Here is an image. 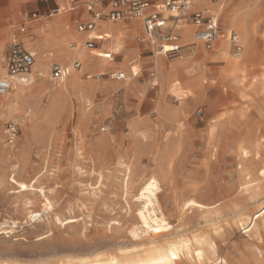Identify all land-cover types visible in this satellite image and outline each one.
Listing matches in <instances>:
<instances>
[{
	"label": "rangeland",
	"instance_id": "374dc122",
	"mask_svg": "<svg viewBox=\"0 0 264 264\" xmlns=\"http://www.w3.org/2000/svg\"><path fill=\"white\" fill-rule=\"evenodd\" d=\"M235 1L230 0L225 4L219 19L221 35L219 34L218 48L222 42H227L230 28L239 35L240 42L245 46L244 52L231 55L236 52H233L232 48L231 54L228 53L226 57H208L212 63L210 67L201 65L180 72L182 76H186L187 82L188 74L193 75L194 79L200 76L203 79H197L200 83H190L186 89L190 91V96L183 101L173 95L167 97L163 89L158 91L156 86H160V81L158 76L152 80L151 70L145 78L151 80V85L154 86L146 95L147 100L140 99L133 109L127 110L122 102L113 105L110 100L113 96L110 95L98 96L96 100L82 96L77 101L74 98L77 92L75 77L70 76L71 68L70 74L62 84L57 85L52 72L46 74L42 81L33 80L27 94L20 100L17 115L6 117L5 111L0 108V264H79L112 258L126 263L159 249H166L174 243L190 241L192 244L196 237L217 242L219 251L216 257L222 259L231 247L227 246L234 240L244 237L249 240L254 237L243 235L238 224L239 214H243L241 218L249 219L258 208L256 203L248 198L252 187L247 183L246 177L264 165V141L261 139L264 138V122L261 125L257 120H249L252 116L239 118L235 115L234 107L238 106L240 101L264 106V91L258 87L257 90L248 91L247 97L244 98L238 94V90L227 84L218 72L230 58H237L236 56L245 55L247 52V45L238 26L222 23L225 9L228 7V11H232ZM63 14H56L54 17ZM257 15L259 16H256L254 21L256 33L264 36V13ZM49 22V19L44 20L45 29ZM15 24L19 26L22 22ZM223 24L227 27L225 35L222 34ZM181 32L186 33L184 30ZM29 41L31 42L26 38L27 44ZM260 49H264L263 42ZM251 52L254 57L249 60L250 69L253 76H260L264 74V50L259 53L256 46H253ZM166 58L173 61L180 57ZM4 60L5 57H2L1 63L5 68ZM224 61L225 64L220 67ZM72 66L73 63L62 67ZM133 70L137 71V67H133ZM109 77L111 73L102 76L104 79H110ZM138 78H143L142 72ZM176 80L182 82L179 78L174 81ZM124 82L130 85L133 83L130 80ZM155 82L159 84L155 85ZM62 85L67 87L62 88ZM131 89L132 87L128 86L125 94L134 100ZM229 89L235 90L240 96V100H237L239 103H235L236 99H231L233 103L228 107L230 109H223L218 120L210 121L208 113L217 112L228 102ZM29 100H37V106ZM161 100L171 107L181 105L187 108H190L192 103L199 102L190 121L189 112L184 108L187 130L183 148L174 158L177 160L174 168L177 183H193L195 179L192 172L196 170L199 177H204L209 169L214 174L215 182H221L224 172L233 173L240 169L241 173L239 189L231 192V204L228 199H218L219 193L215 191L214 202H200L206 207L184 210L173 202L174 194L168 195L169 192L164 188L160 201L169 227L152 233L139 221L137 207L131 201L138 192V186L126 192L124 185L125 165L133 163L140 173L149 176L157 168L156 165L151 168V164L155 162V153L150 149V142L144 148L139 141L135 142L136 145L140 144L138 151L135 148V157L127 155L125 148L128 139L140 138V131L155 129L148 116H144L148 112L144 108L154 105L155 110L151 113H154L152 115L156 118L158 102ZM85 101L86 105L89 104L86 107ZM212 102H217L213 110ZM198 110H202L201 118L197 114ZM134 117L137 118L132 119ZM11 123L17 125L16 136L9 134ZM155 136L158 142L165 140V137L157 133ZM258 140L261 144L255 149ZM242 148L249 151L250 158L246 162L241 156ZM160 158L161 154L158 161ZM13 177L20 182H34L35 187L28 188L33 189L28 190V194H22L21 189L12 180ZM41 190L45 191L52 203L47 209ZM228 191L221 190V194L227 195ZM240 193L248 202L241 205L236 203ZM189 195L187 190L178 193L181 198ZM25 203L38 215L30 217L29 210L24 209ZM258 229L259 225L252 233H258ZM246 243L248 252L239 250L235 245L234 247L250 259L256 253L261 264H264V246L254 244L250 240ZM194 247L193 245L192 248ZM181 256V264H190V257L183 253Z\"/></svg>",
	"mask_w": 264,
	"mask_h": 264
},
{
	"label": "crops",
	"instance_id": "0c3cea01",
	"mask_svg": "<svg viewBox=\"0 0 264 264\" xmlns=\"http://www.w3.org/2000/svg\"><path fill=\"white\" fill-rule=\"evenodd\" d=\"M88 1L89 0H0V57L6 56L13 35L21 37L27 49L31 48L36 51L35 63L30 71V73L34 75V80L36 82L43 80L44 73L52 72L54 65L69 66L78 61L80 66L72 68L77 92L74 98L77 101L80 100L82 96L91 97L96 100L98 96L110 95L113 96V98L110 99L113 105H116L117 102H122L124 107L129 110L133 109L140 99L145 98L152 89V86H154L151 85V80L145 78L149 70L154 73V76L152 75L153 81L154 77L156 78L158 76L160 81V86H156L158 87V91L163 89L162 91H164L168 97V95L172 93L170 89L174 84L175 78L182 80L185 89L189 88V83L185 78L186 76H182L180 72H184L186 68L192 69L201 65L210 67L212 63L207 58L221 56L218 48L219 38L211 49H207L202 42L195 40V33L199 29V26L194 24L188 17L179 20L175 27V33L178 35V42L182 46L181 54L176 56L180 58L169 61L166 58L169 56L156 54L155 45L147 38L143 17H126L117 21L95 19L93 12L87 8ZM202 1L205 3H202ZM228 1L229 0L212 2L210 0H201L199 2L198 0L195 7L193 4L189 14L203 11L213 6L215 11L209 10L219 17L216 9H218L221 4ZM60 9H63L64 14L54 17L60 12ZM96 9H100V5L97 6ZM55 10L57 12H54ZM153 10L154 7L150 6L147 8V13ZM48 19L50 22L45 29L43 23L44 20ZM89 21L95 22V26L92 30H79V25L81 23ZM16 22H22V24L16 26ZM172 25V21H168L166 27L161 31L162 34H167L171 30ZM22 27H25V32L21 31ZM181 30H184L186 33L183 34ZM223 32L222 34L225 35L227 32L226 26H224ZM231 33L236 35L237 42H233L232 39H230ZM26 38H29L32 43L27 44ZM251 38H253V40L251 39L249 44L254 47L256 46V50L262 53L264 49L260 48L261 43H264V36L261 33H254L251 35ZM89 41L94 42V47L88 45ZM228 41L229 46L227 49L230 54L232 48L233 52H235L237 45L241 47L239 53L235 52L231 55L244 52L245 46L242 45L240 37L235 31L232 30L230 32ZM95 51L99 53H95ZM106 53L111 54V57L103 56ZM155 57L164 58L157 59ZM221 63L220 65L219 63L216 64L221 67L225 64V61ZM133 67H137V71H134ZM133 72H137V76H132ZM141 72L143 78L139 79L138 77ZM107 73H111V77H109L111 80L102 78V76ZM118 73H124L126 78H117L116 75ZM129 80L133 82L131 85L124 82ZM128 86L132 87L131 90L132 93H134L132 98H134V100H131V96H126L125 94L126 90H128ZM227 96L229 99L228 102L221 106L217 112L213 114L207 112L208 116L211 117L210 121L217 119L221 114L220 111L223 109H230L228 107L232 105L234 99H236L235 103H239L237 100H240V96L235 90L229 89ZM233 96L235 98H233ZM69 99L71 100L70 97ZM198 103L199 102L192 103L190 108H180H185L189 112V121ZM172 108L176 109V107ZM234 109L237 117L244 119L250 116H256V119L250 117L249 120L254 119L255 122L258 121L263 125L264 106L255 105L253 103L245 104L243 101H240L239 105L234 107ZM144 110L148 111L144 116H148V120L150 124H152V120L155 119L153 117L154 113H151L155 110L154 105L144 108ZM157 117L158 115L156 114V118ZM201 117L202 110L199 118ZM135 118L137 117L132 119ZM130 120H128V122ZM132 123L134 122L132 121ZM261 139L264 141V138L261 137ZM138 141L141 143L142 148L148 146V142L144 139H128L125 148L127 155L130 154L135 157V151H138L137 148L140 146V144H135V142ZM173 163L174 168H176L177 160H174ZM154 166L155 162L151 164V168ZM207 170L204 177H199L197 175V170L193 171V179L195 180H193L190 186L185 182L181 184L177 183L168 195L181 194L183 191L187 190L190 192V197L206 204L214 202L213 197L215 191H218L219 196L217 198L228 199V203L231 204V192L240 187L239 179L241 170L239 169L233 173L224 172L221 182H215L214 174L210 172L209 169ZM243 175L245 176L246 172ZM232 187L234 188L232 189ZM221 190L223 192L229 191L227 195H222ZM262 196H264V193ZM210 198L212 199L210 200ZM236 199H238L236 203L239 205L248 202L246 197L241 193ZM243 239L234 240L227 248L235 245L239 250L243 249L245 252H248L245 248V242L248 243L249 240L254 244L264 246L262 243L264 242V220L259 223L257 236L250 237L249 240L245 238L244 243Z\"/></svg>",
	"mask_w": 264,
	"mask_h": 264
},
{
	"label": "bare ground",
	"instance_id": "6f19581e",
	"mask_svg": "<svg viewBox=\"0 0 264 264\" xmlns=\"http://www.w3.org/2000/svg\"><path fill=\"white\" fill-rule=\"evenodd\" d=\"M193 2H195V4L193 3L195 7V5L198 3V0H194ZM228 2L221 4L220 7L216 9L220 19L224 11L225 4ZM233 4L234 8L232 11H228V7L225 9V16L222 23L238 26L243 34V41L247 45V52L245 55L236 56L237 58H230L224 67L219 68L218 72L222 75V78L227 81V84L238 90V94H241H239L240 96L246 98L248 91L250 90L254 91V89L257 90L261 88L264 91V74L260 76H253V71L250 69L249 64L251 57H254L253 52H251L253 45L249 44L251 39H253L251 38V35L256 33L257 29L254 21L256 16H259L257 14L264 13V0H236ZM209 9L215 11L213 6H210ZM63 13L64 11H60L57 13V15ZM231 30L233 29H228V34H230ZM30 43L32 42L29 41L28 44ZM228 46L229 43L227 35V42H222V44L219 45V51L222 57H226L228 55ZM30 50L36 56V51L32 49ZM95 53L99 52L95 51ZM244 57H248V59L245 60ZM156 58L162 59L164 57ZM1 62L2 57H0V78H4L7 77V71L6 68L2 66ZM73 67H75V65L72 67H62L67 72L65 76L57 81V85L66 81L65 77L70 74L71 68ZM46 74H48V72L44 73V77ZM188 75L189 85L190 83L193 85L196 81L200 83V81L197 80L199 78V80L203 81L200 75H198L200 77L197 79H194L193 75ZM70 76L75 77L73 74H70ZM203 78L205 79L204 76ZM33 80L34 75L32 73L23 76H16L13 79L12 89L8 93L0 95H7L4 98L0 97V108L5 111L6 117L14 116L19 113L20 100L27 94L29 86L32 84ZM157 84H159V82H155V85ZM61 87L65 88L67 85H62ZM170 91L172 92L171 95L177 97V99L181 101L190 96V91L186 90L183 87V83L178 80L174 81ZM29 102H34L33 104L37 106L38 101L29 100ZM84 104L85 107L89 105H86V101ZM34 105L32 106L35 107ZM216 106L217 102L211 103L212 110ZM180 108H182L181 105L177 106L176 109L179 110H176L175 108L168 106L163 100L159 101L157 110L158 117L152 120L155 129L140 131L139 137L144 139L146 142H150V149L153 150L152 153H155V165L157 166L156 170H154L149 176H144L138 171L137 168H135L133 163H128L125 165L126 178L124 186L126 192H128L129 189H133V187L138 186V192L135 198H131V201L132 204L137 207L139 221L147 230H151L152 233H158L169 227L167 215L160 201V196L164 194V188H166L168 192H171L177 183V176L174 172L173 162L175 156H177L179 151L183 148V141L187 130L184 120L187 115L185 114L184 108ZM156 133L165 137V140L163 142H158L157 139H155ZM12 142L14 141H10V143ZM260 144L261 141L258 140L255 149H257ZM160 154L161 158L158 161V156H160ZM241 156L245 162L248 161L250 158L249 151L246 148H242ZM255 171L256 172L248 175L246 180L247 183L252 187L248 194V198L253 200L258 208L249 216V219H243L241 218L243 214H239V229L241 230V233L247 237L257 236L258 233L252 232L258 228L260 221L264 220V196H262L264 193V165L257 168ZM12 180L18 185V188L21 189L22 194L25 195L28 194V190H33L28 188L35 187L34 182L32 183L31 181L28 183L20 182L14 177ZM42 193L45 197V208L47 209L48 207L52 206V203L45 194V191H42ZM172 198L173 202H175L177 206L180 205V207L184 210L206 207L190 196L181 198L178 196V194H174ZM26 205L27 204L25 203L24 209L29 210L30 217H35L38 215V213H34L33 210H30L28 208L29 206ZM193 245L195 246L194 249L192 248ZM218 251L219 247L217 242L205 239L203 237H196L195 241H192V244L190 241H184L181 244L174 243L166 249H159L156 252L147 254L143 258L126 263L120 262L116 258H112L107 261L97 259L92 262H80L79 264H181L183 261L181 256L182 253L190 257V264H261L256 253L254 257L250 259L245 253L239 252L234 246L227 250L226 257L222 259H218L216 257Z\"/></svg>",
	"mask_w": 264,
	"mask_h": 264
},
{
	"label": "built area",
	"instance_id": "2783aa9c",
	"mask_svg": "<svg viewBox=\"0 0 264 264\" xmlns=\"http://www.w3.org/2000/svg\"><path fill=\"white\" fill-rule=\"evenodd\" d=\"M99 5L100 9L97 10L96 7ZM192 5L193 0H89L87 2V8L93 12L95 19L117 21L126 17H143L147 38L155 45L156 54H164L169 57H176L181 54L182 46L178 42V35L175 33V27L181 19L189 17L194 24L199 26L195 33V40L202 42L207 49H211L219 38V17L209 9L189 14ZM150 6H153L154 10L147 13V8ZM168 21H172V28L167 34H162L161 31L166 27ZM94 26V21L81 23L79 30H92ZM21 31L25 32V27H22ZM230 39L237 42L234 33H231ZM88 45L94 47V42L89 41ZM240 50V45H237L236 53H239ZM104 56L111 57V54L106 53ZM35 58V54L24 46L22 38L13 35L4 60L7 77L0 78V95L8 93L12 89L14 77L30 73ZM74 65L79 67L80 63L76 61ZM66 72L61 66H54L52 69L53 80L59 81L66 75ZM151 75L154 76V73ZM132 76H137V72H133ZM116 77L125 79L126 75L118 73ZM197 114L201 115V110H198ZM8 131L11 136H16L17 125L9 124Z\"/></svg>",
	"mask_w": 264,
	"mask_h": 264
}]
</instances>
